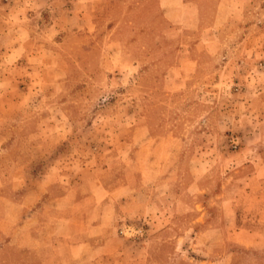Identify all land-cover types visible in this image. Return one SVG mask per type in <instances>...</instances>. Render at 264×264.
<instances>
[{
	"label": "rangeland",
	"instance_id": "1",
	"mask_svg": "<svg viewBox=\"0 0 264 264\" xmlns=\"http://www.w3.org/2000/svg\"><path fill=\"white\" fill-rule=\"evenodd\" d=\"M260 154L264 0H0V264H264Z\"/></svg>",
	"mask_w": 264,
	"mask_h": 264
},
{
	"label": "crops",
	"instance_id": "2",
	"mask_svg": "<svg viewBox=\"0 0 264 264\" xmlns=\"http://www.w3.org/2000/svg\"><path fill=\"white\" fill-rule=\"evenodd\" d=\"M247 151H248V149L241 150V152L238 153L237 155H239V156H242V155L243 156H250L249 157L250 158L249 159V163H252L251 159H253V157ZM260 157L263 158L261 160V163L260 164H255V166L252 168V172L243 181L242 187L241 186H237L236 184H234V185H230L229 184V185L224 187V190H225L224 194L221 195L220 197L223 198V199H227L228 200V202H227L228 205H229L228 214H229V216H231V219H232V216H233L234 219L237 216V214H235V213H237L236 212L237 210L235 209L234 203L236 201L235 198L240 195L238 190L241 188V190L243 192H245V193H252L255 189H257L258 187H262V185H264V154H260ZM246 160H248V159H246ZM229 191H233L234 195H232L233 197L232 196H228L226 198L225 193L229 192ZM198 193H202V192L199 191ZM31 194H32V190L28 191L26 193L24 199L25 200H27V199L29 200L31 198L30 197ZM55 197L52 195V198L54 199L55 203H57L58 205H62L63 210H65V211L67 210L68 212L70 211L71 208H75L76 204H78L79 206L84 205L90 199V198H87V199L84 198L83 200H80V201L76 200V199H80V198H77L75 196L71 185H70V187L68 186L65 189V192L63 194H61L60 196H58L56 198ZM41 199H42V202H43V196L41 197ZM92 199H93V201L97 200V199H94V198H92ZM68 202H71V206H70V204H68ZM64 204H66V205H64ZM230 204L232 205V207L234 209H232L230 207ZM187 206H189V205H187ZM196 208H198V210L202 209L200 206H197V205H196V207L194 209H196ZM205 216H206V214H201L200 221H203V220L205 221ZM67 221L69 222L70 218L64 216L63 219H59V221L56 223L53 235L55 236L57 241H65V242H67V240H68L67 237H69L70 235L73 234V232L68 231V230L66 231L64 228H61V226L66 225L65 223ZM238 229L236 227L235 234H239V233L243 234L244 232H246V231L238 230ZM245 234H247L246 236H248V237H251L253 235L250 232H246ZM257 236H261V233L257 234ZM256 240L257 239H250L249 238L246 241H237V242H238V244H240L241 246H243L245 248H252V249H255V250H264V240L260 241V242H258ZM67 245H70V244H67ZM52 248H53L52 251H51L52 254L50 255L51 259L47 261L49 264H57L56 257L59 258V262L61 260L62 264H76V261L72 260L73 256L71 254L69 256L67 255V253H71L72 252V249H70L71 247H67L66 248V247H59V245L58 246L53 245ZM232 257H231V260H232ZM102 261H103V259L101 257L96 258L93 261L92 260H90V261L89 260H85V258H84V260L80 261L79 263L80 264H103ZM104 264H105V262H104ZM211 264H220V261L212 262Z\"/></svg>",
	"mask_w": 264,
	"mask_h": 264
}]
</instances>
